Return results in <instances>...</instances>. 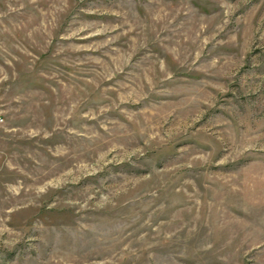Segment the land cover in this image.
I'll list each match as a JSON object with an SVG mask.
<instances>
[{"label": "rangeland", "instance_id": "rangeland-1", "mask_svg": "<svg viewBox=\"0 0 264 264\" xmlns=\"http://www.w3.org/2000/svg\"><path fill=\"white\" fill-rule=\"evenodd\" d=\"M0 264H264V0H0Z\"/></svg>", "mask_w": 264, "mask_h": 264}]
</instances>
